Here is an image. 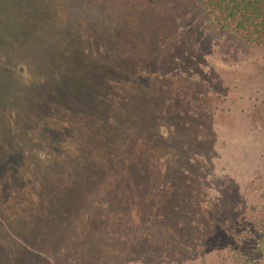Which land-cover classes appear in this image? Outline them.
Returning a JSON list of instances; mask_svg holds the SVG:
<instances>
[{"label":"rangeland","instance_id":"obj_1","mask_svg":"<svg viewBox=\"0 0 264 264\" xmlns=\"http://www.w3.org/2000/svg\"><path fill=\"white\" fill-rule=\"evenodd\" d=\"M186 1L0 0V264H250L264 47Z\"/></svg>","mask_w":264,"mask_h":264},{"label":"trees","instance_id":"obj_2","mask_svg":"<svg viewBox=\"0 0 264 264\" xmlns=\"http://www.w3.org/2000/svg\"><path fill=\"white\" fill-rule=\"evenodd\" d=\"M185 5L196 7L214 28L245 43L264 47V0H189ZM30 208L29 213L36 212L32 202ZM248 237L249 247L240 248L243 256L248 257L250 264L264 263V219L253 222Z\"/></svg>","mask_w":264,"mask_h":264}]
</instances>
